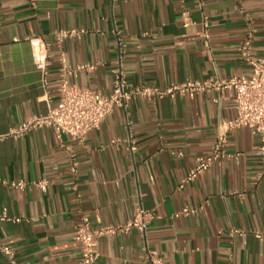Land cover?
I'll list each match as a JSON object with an SVG mask.
<instances>
[{
    "label": "crops",
    "instance_id": "0c3cea01",
    "mask_svg": "<svg viewBox=\"0 0 264 264\" xmlns=\"http://www.w3.org/2000/svg\"><path fill=\"white\" fill-rule=\"evenodd\" d=\"M248 23L253 51L264 56V0H0V177L25 181L22 189L0 185V217L10 218L0 220V242L18 264H80L82 217L98 228L128 221L137 207L152 213L144 232L101 237L97 264H150L149 250L163 264H264V177L248 128L229 131L230 156L178 188L235 117L232 91L136 98L81 143L48 127L9 134L57 105L61 51L68 65H94L69 81L102 93L112 89L118 40L130 86L247 76L237 48ZM71 29L81 32L57 38ZM33 35L49 45L45 86L25 39ZM42 179L44 191L35 185ZM184 207L194 211L176 217ZM0 264H12L1 251Z\"/></svg>",
    "mask_w": 264,
    "mask_h": 264
},
{
    "label": "built area",
    "instance_id": "2783aa9c",
    "mask_svg": "<svg viewBox=\"0 0 264 264\" xmlns=\"http://www.w3.org/2000/svg\"><path fill=\"white\" fill-rule=\"evenodd\" d=\"M240 1V0H237ZM183 25L190 23L188 11L182 12ZM206 18L204 17V24ZM81 31L75 29L59 30L57 38H65L79 34ZM31 47L32 60L35 68L42 75V84L46 85L45 74L49 61L48 43L38 35L25 38ZM255 30L248 23L242 41L239 43L237 52L241 61L250 69L249 75H236L228 78L209 76L202 80H186L179 83H171L160 87L157 85H128L125 73L122 69L121 53L122 46L118 40L119 57L113 68L112 89L108 93H102L87 87L73 84L70 78H76L81 71H90L94 68L91 63H80L74 66L68 65L65 54L61 51L58 55L59 65V101L57 105L50 108L44 115H34L27 118L17 128L10 130L11 135H22L30 129L48 127L55 137H68L69 141L81 143L86 135L98 129L102 121L112 113L115 107L125 108L136 98L154 99L170 97L175 98L181 95L194 96L196 94L213 91L221 93L226 90L233 92L235 105V117L225 121L218 129L215 143L210 155L196 157L195 165L184 175L178 184L183 188L187 183L194 180L203 170L208 169L216 160L230 156L227 151V133L233 129L245 127L259 139V163L261 170L258 177H264V56H258L253 51ZM216 100V99H214ZM3 136L0 135V138ZM70 161V170L76 173L78 161L75 158L70 146H65ZM47 181L42 179L35 182V185L42 191L47 187ZM7 184L15 189H22L25 181H6L0 177V185ZM194 209L184 207L175 213V216L187 215ZM152 213L137 207L133 216L124 223L102 225L92 228L89 219L82 217L81 223L76 226L74 240L79 245L80 264H97L98 241L103 236H112L117 233L126 232L136 228L144 232L145 225L151 218ZM10 219L3 213L0 220ZM20 218H14L19 221ZM232 233H239L238 229H232ZM0 251L11 261L18 264L14 258V251L11 247L0 242ZM150 264H163L157 257L154 250L147 251L146 255Z\"/></svg>",
    "mask_w": 264,
    "mask_h": 264
}]
</instances>
